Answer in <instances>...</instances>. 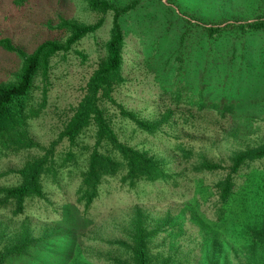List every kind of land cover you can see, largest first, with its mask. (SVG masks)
<instances>
[{"label":"rangeland","instance_id":"1","mask_svg":"<svg viewBox=\"0 0 264 264\" xmlns=\"http://www.w3.org/2000/svg\"><path fill=\"white\" fill-rule=\"evenodd\" d=\"M108 1L123 7L136 0ZM137 1L136 9L121 20L125 33L121 70L126 81L116 87L114 96L142 118L165 122L150 135L121 119L116 106L109 111L120 138L163 160L170 178L141 181L134 188L123 186L119 178H107L87 209L77 197L81 175L71 178L65 169L58 182L46 179L43 197L27 199L24 212L15 214L14 201H6L1 189L19 182L30 150L45 155L55 144L53 155L72 151L79 157L89 155L82 148L95 144L91 130L81 136L78 147L61 134L105 58L113 13L95 12L84 0H0V85L14 84L24 63L21 55L4 46L5 40L30 55L45 41L67 40L70 32L61 26L63 19L83 25L104 19L95 33L54 56L48 81L38 78L34 102L39 115L30 123L37 146L0 153L1 233L6 240L28 229L36 241L25 257L9 264H65L63 259L78 247L93 264H109L96 257L109 253L111 242L126 240V230L138 216L146 228L157 232L151 254L171 257L175 261L170 264H203L208 241L224 238L218 183L236 154L264 145V31L244 34L230 28L212 41L203 27L226 28L263 17L264 0ZM179 89L185 90L183 97L191 94L198 99L203 94L209 102L224 99L233 108L225 114L199 109L185 98L179 100ZM179 147L193 154L186 157ZM203 159L225 168L198 172L196 166ZM256 177L264 191V159L243 168L237 190ZM229 259L230 264H241L233 254Z\"/></svg>","mask_w":264,"mask_h":264},{"label":"trees","instance_id":"2","mask_svg":"<svg viewBox=\"0 0 264 264\" xmlns=\"http://www.w3.org/2000/svg\"><path fill=\"white\" fill-rule=\"evenodd\" d=\"M84 1L95 12L107 14L111 11L112 28L109 39L104 44L105 58L89 79L86 93L67 121L61 137L67 138L72 147H78L81 136L91 130L94 133L95 144L92 148H82L88 149L89 155L82 154L79 157L72 151L65 152L62 157L53 155L55 144L45 155L30 150V159L19 170V182L1 189L6 201H14L15 214L24 212L27 199L43 197L46 179L53 178L58 182V175L65 169L71 178L77 173L81 175L77 197L87 209L99 196L100 187L107 178H119L123 186L130 188L136 187L141 181L151 182L170 178L163 160L120 138L115 129L113 115L109 111V108L116 106L121 119L129 121L138 130L150 135L156 134L165 122L142 118L139 114L124 108L114 96L116 87L126 81L121 70L125 46L121 20L136 9L139 1L130 2L123 7H117L108 0ZM103 23V18L92 25L63 19L61 26L70 32L67 40L45 41L30 55L18 50L10 40L3 42L8 50L21 55L24 63L14 84L0 85L1 154L10 150L27 151L37 146L31 136L30 123L39 115V109L34 102L38 78L42 76L43 80L48 81L54 56L71 50L84 37L99 30ZM192 23L190 21V24ZM230 28H236L244 34L264 31V16L251 22L229 24L226 28L216 25L204 26L203 33L215 41L224 30ZM184 38L185 35L182 40ZM157 54H160V50L156 51L154 56ZM185 90L179 89L176 92L179 95L178 99L185 98L199 109L225 114L233 108L224 99L209 102L210 100L203 94L198 99L191 94L183 97ZM43 102L45 103V99ZM168 118L166 115L164 120ZM178 149L186 157L193 154L191 150L182 147ZM262 159L264 145L236 154L227 176L218 183L220 201L223 204L219 228L224 231V238L219 240L217 236H213L208 241L207 246L210 249L203 256V264H230V254L235 255L241 264H264V191L260 190L262 181L258 183L257 177L250 179L246 188L243 186L241 190H237V176L243 168L249 162ZM223 168L225 167L209 159H203L196 166L198 172H216ZM252 174L255 176L256 172ZM237 203L241 205L238 210L235 208ZM208 223L218 225L216 221ZM129 229L126 230V240L111 242L109 253L96 257L99 263L107 261L109 264H170L175 261L171 257L151 254L150 245L156 239L157 232L146 228L140 216L131 222ZM1 232L4 231L0 230V264H9L12 259L25 257L29 252L28 248L35 245L33 243L36 241L31 238L28 229L23 230L21 234H12L14 236L6 240ZM240 256L244 260H241ZM65 260V264H93L79 247L62 262Z\"/></svg>","mask_w":264,"mask_h":264}]
</instances>
